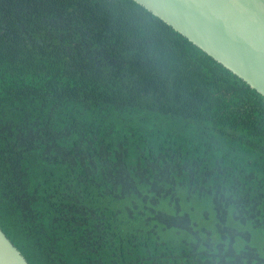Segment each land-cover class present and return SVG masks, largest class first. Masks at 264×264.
Instances as JSON below:
<instances>
[{
  "label": "trees",
  "instance_id": "16d2710c",
  "mask_svg": "<svg viewBox=\"0 0 264 264\" xmlns=\"http://www.w3.org/2000/svg\"><path fill=\"white\" fill-rule=\"evenodd\" d=\"M0 227L30 264H264V95L134 0H0Z\"/></svg>",
  "mask_w": 264,
  "mask_h": 264
},
{
  "label": "water",
  "instance_id": "95a60500",
  "mask_svg": "<svg viewBox=\"0 0 264 264\" xmlns=\"http://www.w3.org/2000/svg\"><path fill=\"white\" fill-rule=\"evenodd\" d=\"M264 95V0H134ZM0 264H30L0 227Z\"/></svg>",
  "mask_w": 264,
  "mask_h": 264
}]
</instances>
